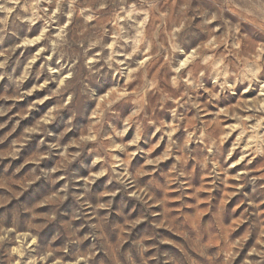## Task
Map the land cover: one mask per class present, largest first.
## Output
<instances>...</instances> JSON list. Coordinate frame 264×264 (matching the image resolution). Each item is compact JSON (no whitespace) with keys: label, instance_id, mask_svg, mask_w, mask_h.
Here are the masks:
<instances>
[{"label":"clouds","instance_id":"obj_1","mask_svg":"<svg viewBox=\"0 0 264 264\" xmlns=\"http://www.w3.org/2000/svg\"><path fill=\"white\" fill-rule=\"evenodd\" d=\"M0 264H264V0H0Z\"/></svg>","mask_w":264,"mask_h":264}]
</instances>
